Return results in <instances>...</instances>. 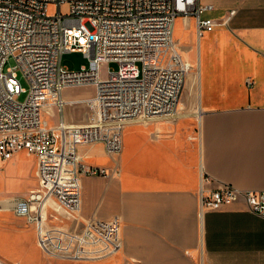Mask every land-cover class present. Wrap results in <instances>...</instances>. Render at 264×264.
<instances>
[{"label":"built area","instance_id":"1","mask_svg":"<svg viewBox=\"0 0 264 264\" xmlns=\"http://www.w3.org/2000/svg\"><path fill=\"white\" fill-rule=\"evenodd\" d=\"M50 4L56 7L52 13ZM210 8L198 0H0V162L19 151L32 154L37 177L35 188L7 197V210L33 227L46 257L90 260L120 248L118 215L80 217L81 177L111 176L118 169L86 164L78 148L100 142L107 154L117 155L126 124L175 116L190 65L173 39L174 20L192 17L200 36L228 19L203 17ZM74 51L87 63L69 69L60 57ZM80 86L92 92L63 96L65 89ZM77 103L85 107V121L65 115ZM50 107L57 114L52 125L42 117V109ZM208 183L212 178L201 172L199 215L241 199L264 217V190Z\"/></svg>","mask_w":264,"mask_h":264},{"label":"crops","instance_id":"2","mask_svg":"<svg viewBox=\"0 0 264 264\" xmlns=\"http://www.w3.org/2000/svg\"><path fill=\"white\" fill-rule=\"evenodd\" d=\"M198 3L211 5L203 17L219 22L228 16L226 24L200 36L192 17L181 16L183 31L178 16L173 24V39L182 42L188 60L181 57L189 65L197 57L200 134H146V127L130 132L125 126L117 155L107 154L100 142L80 145L86 164L110 169L113 158L118 169L108 177H81L80 217L118 215L122 244L102 258L60 263L41 252L43 264H264V217L241 199L199 215L197 201L201 172L212 178L207 187L226 182L264 190V0ZM66 90L65 98L77 97ZM64 112L80 121L69 115L70 106ZM153 126L163 133L172 127ZM7 197H0V212L8 211ZM24 228L0 227L1 264H42L24 258ZM28 229L36 246L34 229Z\"/></svg>","mask_w":264,"mask_h":264},{"label":"rangeland","instance_id":"3","mask_svg":"<svg viewBox=\"0 0 264 264\" xmlns=\"http://www.w3.org/2000/svg\"><path fill=\"white\" fill-rule=\"evenodd\" d=\"M60 9L63 12L65 11L64 6H60ZM55 10L56 7L52 4L47 7L48 13H52ZM176 21L179 30L181 29V31H183L185 27L182 23L181 16H178ZM174 39L176 41L180 54H182V57L187 59V53L183 48L182 42L177 40L175 36ZM189 61L191 66L185 77L184 85L179 96L175 116L172 118L153 119L146 120L143 122L128 123L126 124V126L130 132L135 131V127H146L148 128V131L145 132L146 134H200V118L197 116V111L199 109V90L197 87V83L195 82L197 57L193 56V58L189 59ZM60 62L62 65L67 66L69 69H77L81 64L87 63V59L83 56L81 52L78 51L64 52L60 57ZM12 63L13 62L10 60L8 61L7 65H11ZM109 66L115 67L116 65L114 63H110ZM105 75L106 64L102 63L100 66V76L105 77ZM18 79L21 86L25 87V80L20 75V73H18ZM66 91L67 95L69 96L84 97L92 92V87L80 86L74 88H67ZM23 96L24 94H21L19 99H22ZM71 114H75V118L79 119L80 121L86 120L85 107L80 103L70 106L69 115ZM42 117L45 118L50 125L54 124L57 120L56 111L54 108L51 107L42 109ZM160 122L169 123L172 126L171 129L165 133L155 130L153 128V125ZM88 159L90 158H87L85 161H87ZM111 162L113 166L110 169L114 171L117 167L116 159L112 158ZM36 185V158L34 155L27 154L24 151H19L15 153L10 159L0 162V197L21 195L22 193L26 194L30 189L35 188ZM16 223L18 225L22 224L25 227L23 230H21V239L22 241L26 240V243H22L23 248L21 249L22 254L25 255L24 258H27L30 263L31 260L37 261L42 264L44 262H47V259L43 257L37 245L34 246L35 244L32 245V243L28 241V238L30 236V232H28V227H30L31 225L25 223L23 218H19L13 215L9 210L5 212H0V227L14 226ZM13 245V252L15 253L16 257L22 259V255L21 257H19L20 253L19 255H17L16 253L19 252L18 246H16L15 244ZM50 260L55 263L63 262V260L61 259Z\"/></svg>","mask_w":264,"mask_h":264},{"label":"bare ground","instance_id":"4","mask_svg":"<svg viewBox=\"0 0 264 264\" xmlns=\"http://www.w3.org/2000/svg\"><path fill=\"white\" fill-rule=\"evenodd\" d=\"M180 107H181V105H180Z\"/></svg>","mask_w":264,"mask_h":264}]
</instances>
